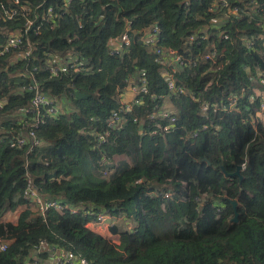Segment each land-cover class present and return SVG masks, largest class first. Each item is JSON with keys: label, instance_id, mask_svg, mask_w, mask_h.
<instances>
[{"label": "trees", "instance_id": "trees-1", "mask_svg": "<svg viewBox=\"0 0 264 264\" xmlns=\"http://www.w3.org/2000/svg\"><path fill=\"white\" fill-rule=\"evenodd\" d=\"M216 1L84 0L67 7L65 0H22L34 9L28 17L40 19L19 51L0 58V241H12L0 252V264L32 263L33 248L41 241L95 264H264V123L257 116L260 100H250L256 81L264 78V10L257 11L252 2L264 0H227L238 14L219 28V16L210 11ZM11 7L10 0H0V39L24 27L23 17L3 15ZM49 7L58 12L56 23L41 20ZM130 23V50L112 55L108 41ZM154 28L159 46L185 60L184 71H172L179 85L210 103L225 104L236 96L238 110L202 115L193 96H170L169 72L144 41ZM222 33L229 39H222ZM201 34L209 40L190 42ZM247 40H254L253 48H247ZM27 44L32 55L24 61L19 55ZM210 45L223 55L216 64L202 61ZM47 53L64 61L76 57L83 70L52 77ZM33 67L39 68L35 74L43 93L65 98L72 109L39 126L35 133L42 145L28 152L9 142L30 132L34 122L23 113L34 95L20 76ZM142 71L150 88L144 106L127 113L123 127L111 130L107 142L99 144L93 133L109 130L126 80ZM154 95L163 99L154 101ZM168 100L179 120L174 130L163 132L149 117L155 105ZM135 118L144 121V137ZM196 130L199 136L190 139ZM133 154L135 165L109 179L93 173V166L99 169L115 156ZM243 165L242 180L227 176ZM29 178L46 199L112 210L116 218H131L132 227H112L111 234L120 237L115 244L87 227L94 216L54 210L42 216L27 209L17 224L2 222L6 213L29 204Z\"/></svg>", "mask_w": 264, "mask_h": 264}, {"label": "built area", "instance_id": "built-area-1", "mask_svg": "<svg viewBox=\"0 0 264 264\" xmlns=\"http://www.w3.org/2000/svg\"><path fill=\"white\" fill-rule=\"evenodd\" d=\"M75 1L82 2L84 0H65V6L69 7ZM10 2L12 5L11 9H5L3 15L9 20H18L19 16H21L23 19H25V24L23 28L18 29V31L8 33V35L5 34L0 39V58L19 51L24 46L28 33L35 24V20L40 19L38 16L34 18L28 17V15L34 11L30 4H24L22 0H10ZM186 4H188V0H186ZM252 4L257 11L264 10V4L255 1H253ZM1 6L4 7V3H1ZM210 11L219 16V18L215 21L216 28H219V24L224 22V20L231 19V17H237L238 14V9L230 7V3L227 0H217ZM58 17V12L55 11V8L49 7L46 11L45 17L41 18V20H48L53 24L57 22ZM130 25L131 23L120 36L112 38L108 41L107 46L112 55L124 56L123 54L130 50L132 44ZM40 28L41 27H38L36 29L37 34L40 33ZM158 36L159 30L154 28L145 35L144 39L145 44L150 47L152 52L157 56L156 61L159 63V65L163 66V68L171 69V71L174 73L184 71L186 68L185 60L174 50H166L160 47ZM198 38L203 41L209 40V36L207 34H201V37L193 35L189 40L190 42H194ZM221 38L228 40L229 36L225 33H222ZM254 44V40L246 41V46L248 49L253 48ZM31 55L32 46L27 44L25 52H22L19 57L24 61H28L31 58ZM47 58L48 60L46 70H48L52 77H60L62 75L77 73L83 70V63L80 62L76 57H69L66 59V61H64L58 56L47 53ZM218 58H223V55L218 53L215 46L210 45L207 53L202 57V61H215L216 64ZM189 63L191 64L192 62ZM196 65L197 62H195L192 66ZM219 68L220 65H217L218 70ZM38 71L39 68L33 67L31 71L28 70L20 75L24 81L28 82L26 90L30 93H33L34 95L31 100V105L24 109L23 112L25 116L34 117V122L30 126V132H28L26 135L20 134L16 137H13L9 142L11 148L27 150L28 152H32L36 147L42 145L41 140H39L36 136L35 130L39 128V126L45 124L47 119L58 118L66 111L65 106L68 104L65 98L58 100L43 93V87H41L39 81L36 79L35 73ZM173 72H169V75H165L169 95L193 96L194 100L200 105V113L202 115H208L212 110L223 111L226 113L238 110V98L236 96L230 97L225 104L221 102L210 103L209 101L204 100V98H202L200 95H194L192 92H190V90L186 89L182 85H179L173 75ZM147 77V73L142 71L138 73L137 77H130L128 80H126L127 86L120 91L121 107L119 110L112 113L110 120L108 121L109 130L103 133H93L94 137L98 139L99 144H104L107 142L111 130H118L123 127L125 121L124 116L127 113L133 112L135 107L144 106V98L145 96L149 95L150 90ZM256 84L257 86L254 89V95L251 96L250 100L251 102H254L256 99L260 100V111L258 112L260 116V114H264V78L256 81ZM152 98L154 101L163 99V97L156 95L152 96ZM170 101L168 100L164 105H155L154 112L152 113V116L149 117V120L157 121L160 124L163 123V121L167 122V124L162 127H160V124L157 125V127L163 132L174 130L176 128L177 121L179 120L176 116L177 112L175 111V106L173 107ZM169 103L172 107L169 105ZM134 123L138 126L141 136L144 137L147 134L144 121L135 118ZM215 128L220 130L219 126H216ZM203 129H208V126L205 125ZM153 133L155 134L157 131H154ZM199 133V130H196L190 135L189 138H197ZM110 165L111 167H107L108 169L105 170V173H112V176L114 174V172L110 170L112 168V163L107 164V166ZM245 168V165H243L242 170ZM111 176H105V178L109 179ZM170 195L171 194L167 193L166 197H169ZM26 199L29 201V204L35 207L33 212L39 213L42 216H44L49 210H54L62 215L66 212H70L72 215L83 214L85 216H94L95 220L90 221L87 224V227L91 231L103 237L105 236L101 233V231H107L109 237L105 238L112 240L115 244H119L120 237L118 235H112L111 228L118 226L121 221V217H114L112 210H96L94 207L86 208L83 206H70L60 200L46 199L34 190L33 180L31 178H29L27 181ZM11 243L12 241L9 240H1L0 252L6 251ZM33 250L34 254L38 252L37 256H39L43 250L46 251L52 260H55L56 258L59 260L58 264H95L86 259L84 256L75 253L74 251H70L61 247H51L48 246L44 241H41L40 245L34 246ZM36 264H41V261H37Z\"/></svg>", "mask_w": 264, "mask_h": 264}, {"label": "rangeland", "instance_id": "rangeland-1", "mask_svg": "<svg viewBox=\"0 0 264 264\" xmlns=\"http://www.w3.org/2000/svg\"><path fill=\"white\" fill-rule=\"evenodd\" d=\"M168 72H172L171 69H167ZM66 110L67 113L70 112V110L72 109V106L70 104H66ZM258 117L260 118V120H264V114H258ZM136 163V156L133 154L131 156H115L114 158V162L112 163V168L110 169L112 172H119L121 169L127 167V166H133ZM107 167H111L107 166L105 163H103L101 165V168L97 169L93 166V173L98 176L101 177L103 179H106L105 176H111L112 173H105V170L108 169ZM126 216H122L121 217V221L118 224V226L120 227L121 231H128L131 227H130V223L132 221V219L130 218L129 221H127L126 219H124ZM44 264H53V260L51 258H45L44 259Z\"/></svg>", "mask_w": 264, "mask_h": 264}, {"label": "crops", "instance_id": "crops-1", "mask_svg": "<svg viewBox=\"0 0 264 264\" xmlns=\"http://www.w3.org/2000/svg\"><path fill=\"white\" fill-rule=\"evenodd\" d=\"M169 105L171 106V104L169 103ZM172 107V106H171ZM170 109V108H168ZM262 122L264 123V120L262 119ZM34 208L31 204L25 205L20 207L16 212H8L6 213L3 218L1 219L2 222H11L14 224H17L18 219L20 214L27 210L30 209L31 211H34ZM101 233L105 236V237H109V234L107 233V231L102 230ZM45 258H50L48 253L46 251H42L41 254L39 256L34 255V259L33 262L30 264H36L37 261H41V264H44V259ZM59 260L56 258L55 260H53V264H58Z\"/></svg>", "mask_w": 264, "mask_h": 264}, {"label": "water", "instance_id": "water-1", "mask_svg": "<svg viewBox=\"0 0 264 264\" xmlns=\"http://www.w3.org/2000/svg\"><path fill=\"white\" fill-rule=\"evenodd\" d=\"M241 172H242V166H239L234 174L227 175V176L239 177L242 180L243 177H242V173ZM236 205H237V203H234V206H236ZM237 220H238V214H236V216H235V221H237ZM35 254L37 256L38 252H36Z\"/></svg>", "mask_w": 264, "mask_h": 264}]
</instances>
